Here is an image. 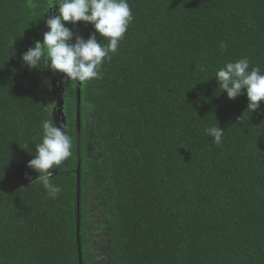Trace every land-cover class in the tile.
Wrapping results in <instances>:
<instances>
[{
	"label": "trees",
	"instance_id": "16d2710c",
	"mask_svg": "<svg viewBox=\"0 0 264 264\" xmlns=\"http://www.w3.org/2000/svg\"><path fill=\"white\" fill-rule=\"evenodd\" d=\"M128 3L134 19L78 104V82L22 67L49 0H0V264H80L79 245L82 264H264V103L248 114L214 79L243 57L264 71V0ZM53 83L72 143L54 199L26 179L41 121L56 124ZM216 123L220 144L204 133Z\"/></svg>",
	"mask_w": 264,
	"mask_h": 264
},
{
	"label": "clouds",
	"instance_id": "9594fccd",
	"mask_svg": "<svg viewBox=\"0 0 264 264\" xmlns=\"http://www.w3.org/2000/svg\"><path fill=\"white\" fill-rule=\"evenodd\" d=\"M43 14L47 15L44 21L47 31L22 53V67L37 71L47 68L61 74L62 82L101 79V66L117 52L134 19L128 0H49L48 11ZM78 22L92 26L87 39L75 32ZM101 38L107 43H102ZM220 47L227 45L222 43ZM214 79L218 85L216 95L224 93L229 100L246 96L248 114L264 103V71L260 66H250L247 57L225 63L215 72ZM41 129V141L35 145V155L26 165L38 175L26 179L28 186H42L48 197L54 199L61 188L52 182L53 173L72 155V143L66 132L50 119L41 121ZM224 130L216 123L206 127L204 133L213 143L220 144Z\"/></svg>",
	"mask_w": 264,
	"mask_h": 264
},
{
	"label": "water",
	"instance_id": "95a60500",
	"mask_svg": "<svg viewBox=\"0 0 264 264\" xmlns=\"http://www.w3.org/2000/svg\"><path fill=\"white\" fill-rule=\"evenodd\" d=\"M78 33L80 35V23L78 22ZM58 84L56 83H53V88H57L58 90H56L57 92H55V94H57L59 92V95H58V98H57V104L54 108V112H53V116H54V119H55V123L56 125H59L61 127V125H64V127L62 128L64 131L66 130V118L64 116V111H63V105L64 103L62 102L63 100V97L62 95L64 94V91L62 89V87L59 85L57 86ZM80 89H81V82H78V85H77V97H78V104H79V98H80ZM79 111V109H78ZM78 141H79V116H78ZM77 174L79 175V163H78V170H77ZM78 208H79V192H78ZM78 212H79V209H78ZM79 223V222H78ZM77 233H78V241H79V225H78V230H77ZM79 249V258H80V264H82V261H81V251H80V245L78 247Z\"/></svg>",
	"mask_w": 264,
	"mask_h": 264
},
{
	"label": "rangeland",
	"instance_id": "374dc122",
	"mask_svg": "<svg viewBox=\"0 0 264 264\" xmlns=\"http://www.w3.org/2000/svg\"><path fill=\"white\" fill-rule=\"evenodd\" d=\"M59 93V92H58ZM92 212L95 214V218H99V216H100V211L97 209V208H93V210H92ZM96 221H99V219L98 220H96ZM96 231H98V229H95V232ZM95 234V233H94ZM103 244L104 245H101V246H99V249H102L104 246H106V244H105V242H103ZM98 249V250H99ZM103 251V250H102ZM101 250H99V252H102Z\"/></svg>",
	"mask_w": 264,
	"mask_h": 264
}]
</instances>
